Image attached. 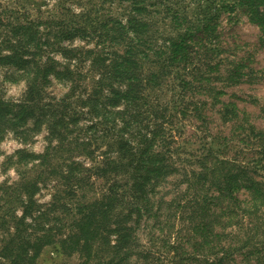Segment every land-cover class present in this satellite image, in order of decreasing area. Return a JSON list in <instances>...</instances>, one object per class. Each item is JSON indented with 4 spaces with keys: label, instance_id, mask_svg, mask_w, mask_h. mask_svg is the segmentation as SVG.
Instances as JSON below:
<instances>
[{
    "label": "trees",
    "instance_id": "16d2710c",
    "mask_svg": "<svg viewBox=\"0 0 264 264\" xmlns=\"http://www.w3.org/2000/svg\"><path fill=\"white\" fill-rule=\"evenodd\" d=\"M75 2L0 4V68L12 69L3 81L25 84L18 100L0 92V139L45 132L41 154L15 152L18 181L0 184V264H33L54 243L79 264H158L137 230L159 184L183 171L186 124L203 160L185 173V227L168 264H264V133L224 105L230 134L211 135L198 99L222 62L220 15L242 9L264 47V0Z\"/></svg>",
    "mask_w": 264,
    "mask_h": 264
},
{
    "label": "rangeland",
    "instance_id": "374dc122",
    "mask_svg": "<svg viewBox=\"0 0 264 264\" xmlns=\"http://www.w3.org/2000/svg\"><path fill=\"white\" fill-rule=\"evenodd\" d=\"M35 1L36 7H40L43 11H51L55 8V0ZM72 1H77L72 5L74 9L79 4V0ZM171 1L177 2V0ZM12 2L14 0H0V4L3 5H10ZM85 2L90 4V0H85ZM78 10L76 7V11ZM216 37L223 50L218 57V59H222V62L216 68L217 72H214L208 81L212 90H207V95L205 93L198 95V99L205 100L209 107L206 112L209 122L207 131L211 135L229 136L232 122H224L218 111L221 106L225 105L229 109H234L239 117H245L247 123L252 125L256 131L264 133V47L259 42V29L249 22L242 9L237 8L233 12L220 15ZM72 45L83 46V43L75 40ZM11 70V68H0V92L6 99L18 100L25 91V84L23 82H4L3 76ZM10 86H15V90H10ZM64 91L63 86L57 84L51 89L56 97L61 96ZM211 106H213V110L210 109ZM184 128L185 131L178 134L177 137L185 141L188 140L190 143L185 144L178 139L183 149H179L176 155V164L179 168H183V171L166 178L159 184L153 197L152 213L149 218H143L140 221L137 230L139 249H151L155 254L154 258H158V264H168L170 260L169 246L176 245L174 243L178 240V229L180 228L182 231L185 227L187 215L180 214L182 208L176 205L186 187L185 181L192 180L191 175H185V173L191 172L192 169L199 172V168L202 167L199 162L203 160V152H197V144H192L191 137H193L194 131L188 124ZM44 136L45 132L43 131L32 135L27 144H22L11 133H6L0 139V184L18 181L16 170L22 166L14 164L17 158L14 157L15 152L23 150L29 154H41L45 146ZM37 137L43 143H40ZM37 144H40L41 150L39 151L33 149V146ZM235 146H240L238 140H235ZM230 156H233L231 150L227 154L228 158ZM35 198L39 203H45L49 200V194L43 190ZM59 222L55 221L54 224L58 226ZM1 238L2 235H0V247ZM179 238L182 239V235ZM260 251L261 258H264V249ZM255 261V258L244 260L241 255H237L230 264H257ZM79 262L80 258L77 254L66 255L62 253L59 245L54 243L44 247L33 264H79Z\"/></svg>",
    "mask_w": 264,
    "mask_h": 264
},
{
    "label": "clouds",
    "instance_id": "9594fccd",
    "mask_svg": "<svg viewBox=\"0 0 264 264\" xmlns=\"http://www.w3.org/2000/svg\"><path fill=\"white\" fill-rule=\"evenodd\" d=\"M10 90H15V86H10ZM37 139L40 140L39 137H37ZM40 143H43V141L40 140ZM33 149L36 150V151L41 150V149H40V144L34 145V146H33ZM10 174H11V170H10Z\"/></svg>",
    "mask_w": 264,
    "mask_h": 264
}]
</instances>
